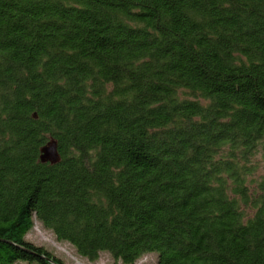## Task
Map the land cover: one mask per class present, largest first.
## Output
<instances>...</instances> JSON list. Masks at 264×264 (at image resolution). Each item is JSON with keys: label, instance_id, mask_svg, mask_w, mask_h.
Here are the masks:
<instances>
[{"label": "trees", "instance_id": "trees-1", "mask_svg": "<svg viewBox=\"0 0 264 264\" xmlns=\"http://www.w3.org/2000/svg\"><path fill=\"white\" fill-rule=\"evenodd\" d=\"M257 157L264 0H0V264H264Z\"/></svg>", "mask_w": 264, "mask_h": 264}, {"label": "rangeland", "instance_id": "rangeland-1", "mask_svg": "<svg viewBox=\"0 0 264 264\" xmlns=\"http://www.w3.org/2000/svg\"><path fill=\"white\" fill-rule=\"evenodd\" d=\"M256 161L258 162V170L253 178L258 180L260 177H264V162L260 160V157H257ZM25 239L35 246L43 247L56 258L61 259L64 264H122L107 253H101L96 262L90 263L78 257L70 245L57 242L54 235L43 229L38 223H35L34 228L26 235ZM135 264H156V256L153 254L145 255Z\"/></svg>", "mask_w": 264, "mask_h": 264}, {"label": "water", "instance_id": "water-1", "mask_svg": "<svg viewBox=\"0 0 264 264\" xmlns=\"http://www.w3.org/2000/svg\"><path fill=\"white\" fill-rule=\"evenodd\" d=\"M43 153L44 156L42 157V160H47L52 163L57 161V154L53 145H50L47 149L43 151Z\"/></svg>", "mask_w": 264, "mask_h": 264}]
</instances>
